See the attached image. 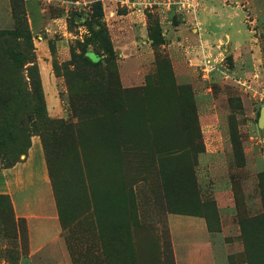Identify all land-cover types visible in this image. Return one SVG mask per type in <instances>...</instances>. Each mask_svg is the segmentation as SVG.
<instances>
[{
	"label": "rangeland",
	"instance_id": "374dc122",
	"mask_svg": "<svg viewBox=\"0 0 264 264\" xmlns=\"http://www.w3.org/2000/svg\"><path fill=\"white\" fill-rule=\"evenodd\" d=\"M262 105L264 0H0V264H264Z\"/></svg>",
	"mask_w": 264,
	"mask_h": 264
},
{
	"label": "crops",
	"instance_id": "0c3cea01",
	"mask_svg": "<svg viewBox=\"0 0 264 264\" xmlns=\"http://www.w3.org/2000/svg\"><path fill=\"white\" fill-rule=\"evenodd\" d=\"M28 162V161H27ZM22 162L18 163L17 165L11 167V168H4L2 166V162L0 159V195L2 196H9L14 208V213L17 217H24L27 221V224L29 225V231L32 232L30 238H31V248L33 250H38L40 247H42L47 241H50L52 238L55 237L57 234V225L53 223V220H55L52 216L51 222L49 223L47 220H45L44 217L40 219L41 217H37L36 215L29 213V214H22L24 206H29L31 201H26L24 198L26 196L28 197H34V198H48L51 201V192L49 187V180H48V174L46 171L45 165H42L38 169V174H35V171L33 172L36 178L40 181V183H44L47 185V192L42 194L41 192H34L33 194L30 193V195L24 193H21L19 190V187L26 184V181L23 180V183L21 181V175L24 173V170H26V163ZM41 163V162H39ZM31 184H34L35 177L32 175ZM25 182V183H24ZM22 183V184H21ZM23 192V191H22ZM22 199V200H21ZM51 206L52 203H49ZM51 214V212H50ZM53 214V213H52ZM39 218L40 220H35L36 222L32 223V219ZM172 228L178 229L180 231V237L186 239L188 242L192 241V243H189V247L186 245V250L190 251V246L193 247L194 251H200L201 253L206 252L209 247L208 244H205V241L211 240L212 236L211 233L208 231V227L205 222L203 221H185V222H178L172 225Z\"/></svg>",
	"mask_w": 264,
	"mask_h": 264
},
{
	"label": "water",
	"instance_id": "95a60500",
	"mask_svg": "<svg viewBox=\"0 0 264 264\" xmlns=\"http://www.w3.org/2000/svg\"><path fill=\"white\" fill-rule=\"evenodd\" d=\"M257 126L259 128L264 127V105H262L260 107L259 115H258V121H257Z\"/></svg>",
	"mask_w": 264,
	"mask_h": 264
},
{
	"label": "trees",
	"instance_id": "16d2710c",
	"mask_svg": "<svg viewBox=\"0 0 264 264\" xmlns=\"http://www.w3.org/2000/svg\"><path fill=\"white\" fill-rule=\"evenodd\" d=\"M1 197H3L2 195H0Z\"/></svg>",
	"mask_w": 264,
	"mask_h": 264
}]
</instances>
